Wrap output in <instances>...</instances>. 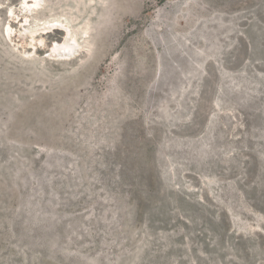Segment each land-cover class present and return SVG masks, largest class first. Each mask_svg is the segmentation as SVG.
<instances>
[{"label": "rangeland", "instance_id": "1", "mask_svg": "<svg viewBox=\"0 0 264 264\" xmlns=\"http://www.w3.org/2000/svg\"><path fill=\"white\" fill-rule=\"evenodd\" d=\"M36 1L0 0V264H264V0Z\"/></svg>", "mask_w": 264, "mask_h": 264}, {"label": "bare ground", "instance_id": "2", "mask_svg": "<svg viewBox=\"0 0 264 264\" xmlns=\"http://www.w3.org/2000/svg\"><path fill=\"white\" fill-rule=\"evenodd\" d=\"M38 2H39V0H38ZM38 2H37V4H39ZM25 3H26V1H25ZM76 46L73 45V40L71 41V32L69 29H67L66 37H65L63 43H61V44L55 43L51 53L53 56H55L58 59H70L73 56V54L76 53V48H77Z\"/></svg>", "mask_w": 264, "mask_h": 264}]
</instances>
